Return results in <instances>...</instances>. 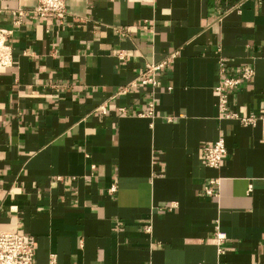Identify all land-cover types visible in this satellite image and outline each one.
Wrapping results in <instances>:
<instances>
[{"label": "crops", "instance_id": "crops-1", "mask_svg": "<svg viewBox=\"0 0 264 264\" xmlns=\"http://www.w3.org/2000/svg\"><path fill=\"white\" fill-rule=\"evenodd\" d=\"M35 5L0 0V232L31 235L34 264H264V0H66L62 20ZM244 67L228 101L251 125L214 91Z\"/></svg>", "mask_w": 264, "mask_h": 264}, {"label": "built area", "instance_id": "built-area-1", "mask_svg": "<svg viewBox=\"0 0 264 264\" xmlns=\"http://www.w3.org/2000/svg\"><path fill=\"white\" fill-rule=\"evenodd\" d=\"M32 12L39 17H54L62 20L67 12L66 0H36V5ZM19 18L15 23L20 22L23 12H17ZM11 30L0 28V66L12 65V50L7 39L11 34ZM175 54L171 55L174 57ZM222 61V60H221ZM167 61L159 63H148L140 75L139 82L141 85H157V72H159ZM254 71L251 68L244 67L234 76L222 78L216 85L214 91L217 93V107L221 117L225 119H234L241 125H251L258 119L256 116H245L235 110L230 109L228 101V90L235 89L243 81L251 79ZM149 109L145 115L153 117V103L149 105ZM125 112V109H120ZM142 115V114H141ZM204 163L209 168H218L221 164L222 157L226 154V146L224 136H218L214 141L203 146ZM219 179H210L204 185V194L216 197L218 193ZM115 187H111L114 191ZM217 244L220 247L221 240L216 232ZM220 249V248H219ZM222 252V251H221ZM35 241L31 235L18 232H0V264H34Z\"/></svg>", "mask_w": 264, "mask_h": 264}]
</instances>
